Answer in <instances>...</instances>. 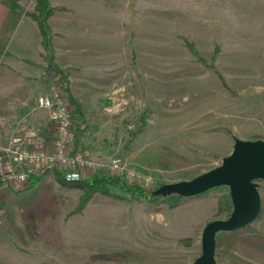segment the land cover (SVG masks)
Segmentation results:
<instances>
[{
    "label": "rangeland",
    "instance_id": "374dc122",
    "mask_svg": "<svg viewBox=\"0 0 264 264\" xmlns=\"http://www.w3.org/2000/svg\"><path fill=\"white\" fill-rule=\"evenodd\" d=\"M15 3L30 29L24 47L2 52L0 79L29 102L17 122L0 114V150L22 127L49 133L37 98L60 86L51 66L68 72L82 110L77 129L71 108L73 144L98 164L83 179L119 176L153 189L219 165L234 137L264 138V0H50L52 58L35 0ZM114 159L121 171L110 167ZM42 173L34 187L0 197V264H192L205 225L228 217L219 205L227 186L152 206L115 185L85 198L83 187ZM257 183L260 213L220 237L217 264H264V180Z\"/></svg>",
    "mask_w": 264,
    "mask_h": 264
},
{
    "label": "built area",
    "instance_id": "2783aa9c",
    "mask_svg": "<svg viewBox=\"0 0 264 264\" xmlns=\"http://www.w3.org/2000/svg\"><path fill=\"white\" fill-rule=\"evenodd\" d=\"M37 105L48 112L51 123L48 134L37 128L22 127L0 150V197L15 185L27 183L29 176L43 171L60 170L68 181L82 178L86 170L97 163L75 148L73 138L74 116L63 90L54 85L38 96ZM110 167L121 171V161L114 159ZM132 177L139 176L128 171ZM1 203V200H0ZM5 224L0 204V228Z\"/></svg>",
    "mask_w": 264,
    "mask_h": 264
},
{
    "label": "water",
    "instance_id": "95a60500",
    "mask_svg": "<svg viewBox=\"0 0 264 264\" xmlns=\"http://www.w3.org/2000/svg\"><path fill=\"white\" fill-rule=\"evenodd\" d=\"M257 180H264V139L234 137L231 153L224 156L219 165L191 179L165 183L154 191L163 197L172 194L192 197L218 186L229 188L233 210L229 217L205 225L201 253L192 264H217V234L243 228L258 217L261 196Z\"/></svg>",
    "mask_w": 264,
    "mask_h": 264
},
{
    "label": "trees",
    "instance_id": "16d2710c",
    "mask_svg": "<svg viewBox=\"0 0 264 264\" xmlns=\"http://www.w3.org/2000/svg\"><path fill=\"white\" fill-rule=\"evenodd\" d=\"M7 5L10 8H14V9H18V10H22V4L20 3H15V2H8ZM35 13H34V19L36 20L37 26H38V30L41 36V43L44 46L45 50L47 51V55L52 58L55 56V52L52 48V31L51 28L49 26V22L48 19L51 17V15L53 14V12L55 11V7L50 5V0H35ZM63 9L64 8H60ZM190 50L196 55V50L195 47L193 45H190ZM198 56V55H196ZM49 71H51L60 81V86L61 89L63 90V92L65 93L66 99L68 101V103L70 104L73 112H75L76 114H78V122H77V129L80 128V123L82 121V110L80 107V104L78 103V101L76 100V98L72 95V93L70 92L69 88H68V72L59 69L56 66H51L49 67ZM255 139H260V138H256ZM264 139V138H262ZM56 173V177L59 181H61L62 183H65L67 185H72V184H77L80 187H83L84 192H85V198H89L91 196H93L95 193H98L100 191H102L103 193H105L107 187L109 188V185H115L118 187L123 188L128 195H130L133 198H138V197H144L145 200H147V202L150 203V205L152 206H158L161 203H167L169 204L170 207H176L179 206L182 203H185L186 201L203 195L213 189H217V188H221L223 186H218V187H214L211 188L201 194H198L196 196H192V197H184V196H180L178 194H172L170 196L167 197H163L162 195H156L154 193L155 189L158 188L159 186L163 185V184H159L156 188H146L144 186H142L141 184L139 185H132V186H127L126 184L123 183V178L122 177H112V176H97L95 178H93V180L91 179H76V180H71L68 181L64 178L63 174L61 173L60 170L56 169L54 170ZM44 173L42 174H37V175H31L29 176V180H28V189L34 187L38 182H40V180L42 179ZM127 186V187H126ZM219 205L220 208H222L224 211L227 212L228 217L230 216L232 210H233V204H232V200L229 194V188H227V192L222 194L219 197ZM157 208V207H156ZM236 231V230H235ZM232 232H226V231H221L217 234V243L220 239L221 236L227 235V234H232ZM49 233H53V232H49V230L46 229H42V235L43 237H45L46 239L47 236L46 234Z\"/></svg>",
    "mask_w": 264,
    "mask_h": 264
},
{
    "label": "crops",
    "instance_id": "0c3cea01",
    "mask_svg": "<svg viewBox=\"0 0 264 264\" xmlns=\"http://www.w3.org/2000/svg\"><path fill=\"white\" fill-rule=\"evenodd\" d=\"M19 1L20 0H0V61L3 51L13 48L16 52V48L19 50L24 47L25 40L28 39L25 32L30 29V25L23 26L25 20L22 18L21 11L10 8L7 5L8 2ZM56 55L55 52V57ZM9 56H11V53ZM6 71H8V68ZM10 80L8 82L6 81V83L2 82L0 79V90H3V87H5L4 102L3 100L0 102L1 107H3V110H0V114L3 116L2 121H5V123L10 121H13V123L17 122L24 114L27 108L26 105H28L29 102L23 95V88H10L14 85ZM72 95L74 94L72 93ZM6 135L8 136L9 134H3L1 137L4 138Z\"/></svg>",
    "mask_w": 264,
    "mask_h": 264
}]
</instances>
